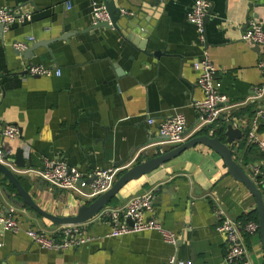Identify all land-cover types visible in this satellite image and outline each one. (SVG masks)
<instances>
[{
	"label": "crops",
	"instance_id": "crops-1",
	"mask_svg": "<svg viewBox=\"0 0 264 264\" xmlns=\"http://www.w3.org/2000/svg\"><path fill=\"white\" fill-rule=\"evenodd\" d=\"M193 1L113 0L121 14L118 29L88 30L93 25L92 5H104V0H0V8L30 15L0 33V124L19 129L14 140L0 137L1 163L16 174L40 210L74 216L93 200L88 188L67 190L38 177L34 170L42 168L45 159L64 160L82 171L96 166H117L121 171L142 156L147 159L172 148L158 135L157 125L176 112L184 115L185 129L190 128L185 140L211 136L210 132L217 136L216 126L198 129V113L192 107L203 98L193 62L204 51L232 105L217 126L224 124L225 131L232 124L242 132L229 144L233 159L247 172V166L259 158L258 149L247 145L245 138L255 120L257 134L264 139V116L257 114L264 109V97L254 98L252 90L263 84L257 63L264 58V49L242 40L241 34L251 19L264 25V0H207L204 44L185 18ZM141 25L147 37L137 33ZM63 34L68 37L60 40ZM129 34L142 46L128 39ZM29 36L33 40L23 52L12 47V42ZM29 64L59 69L60 74L31 77L25 72ZM148 116L154 119L152 125ZM224 131L219 136L222 141ZM19 148L24 167L13 163ZM257 187L264 192V185ZM150 189L152 217L175 233L174 245L155 230L102 237L110 225L95 220L82 227L96 240L54 251L33 243L25 230L55 231L63 225L24 205L0 173V211L12 214L18 226L15 232L0 226V264H165L170 256L177 262L224 264L228 248L217 230L215 210L241 222L256 210L246 186L203 144L130 181L104 207L123 206ZM242 239L251 264H264L259 232L242 234Z\"/></svg>",
	"mask_w": 264,
	"mask_h": 264
},
{
	"label": "built area",
	"instance_id": "built-area-1",
	"mask_svg": "<svg viewBox=\"0 0 264 264\" xmlns=\"http://www.w3.org/2000/svg\"><path fill=\"white\" fill-rule=\"evenodd\" d=\"M209 6L207 0H194L185 15L186 21L195 26L197 38L201 44L205 43L204 18L207 15ZM123 13L127 12L124 11ZM28 19H30L28 13H17L10 7L0 8V24L3 31L8 30L16 21L23 22ZM91 19L93 24L109 22L110 16L103 3L94 2ZM241 39L264 49V25L253 19L249 20L241 34ZM32 40L33 38L29 36L26 40L14 41L12 47L18 52H23ZM257 67L262 76L263 84L254 86L252 90L253 97L261 99L264 97V58L258 61ZM193 68L197 73L196 84L203 92V98L192 103V107L198 113V129L205 125L217 126L218 121L224 118V111L232 105H229L227 96L221 91V82L217 77V70L208 58L206 51L203 52L201 58L193 62ZM25 72L31 77L60 74L59 69L41 64H29L25 67ZM257 114L258 116H264V109L259 110ZM147 123L152 125L154 119L148 116ZM256 124V121L253 120L251 127L247 129L245 142L249 146H256L262 157L260 160L250 163L246 168L247 172H245L256 186H261L264 185L262 176L264 175V139L258 136L255 129ZM185 128L184 115L176 112L158 123L157 133L164 139V142L178 145L185 140L183 135ZM18 135L19 129L16 125L0 124L1 138L14 140ZM210 135L212 136V132H210ZM2 161L3 152L0 149V162ZM119 172L120 168L117 166H96L91 171H82L75 166H70L64 160L51 159H45L42 168L34 170L38 177L57 187L67 190L88 188V196L92 199L106 192L112 186L114 177ZM153 212V195L150 189L132 196L123 206L101 208L91 219L84 223L63 225L55 231L29 228L25 230V234L42 249L62 251L72 247L84 246L96 240L82 227L84 224L96 220L110 225L108 233L102 237H115L139 231L155 230L161 234L166 243L174 245L177 242V236L174 232L164 229L152 217ZM215 213L219 218L217 230L224 237L228 248L224 264H251L247 257V248L243 242L242 234L248 236L257 234L258 222L254 220H246L245 222L234 220L219 208L215 210ZM0 226L5 231L15 232L18 230L14 216L2 211H0ZM165 264L193 263L190 260L177 262L174 256H170Z\"/></svg>",
	"mask_w": 264,
	"mask_h": 264
},
{
	"label": "water",
	"instance_id": "water-1",
	"mask_svg": "<svg viewBox=\"0 0 264 264\" xmlns=\"http://www.w3.org/2000/svg\"><path fill=\"white\" fill-rule=\"evenodd\" d=\"M104 6L109 13L110 20L109 22H98L93 24L88 30L92 28L98 27H114L118 29L117 22L120 18V9L114 5L113 0H104ZM210 9L207 12L209 14ZM205 16V17H206ZM137 33L140 32L141 35L147 37V29L144 26H140L137 28ZM3 32V27L0 24V33ZM134 35V34H133ZM68 35L63 34L60 37V40H65ZM135 44L138 45V42L134 40V36L129 34L127 37ZM45 45V43H42ZM39 44V45H42ZM34 44L29 48V51L33 50ZM139 47L142 44L138 45ZM258 47V46H257ZM24 54V53H23ZM158 55L157 52L154 53ZM190 131V128H187L183 131V135L187 134ZM225 140L222 141L219 136H208V135H197L184 140L182 143L173 146L172 148L160 151L155 154V156L144 159L143 156L138 160V162H134L130 167L122 169L113 180L112 186L104 193L100 194L96 198H94L90 203L84 204L80 206L77 210V213L74 216L68 217H58L45 213L40 210L32 201L29 194L23 189L21 184L18 181L16 174H14L10 168L0 162V173L8 180V182L16 189L18 195L23 201L24 205H28L30 208L45 216L52 222L60 225H72V224H80L91 219L101 208H103L109 200L114 197V195L127 183L132 180H136L141 176L148 174L155 169L163 166L165 163L177 157L184 150L191 148L197 144H203L213 152L218 154L222 159L223 163L227 167L228 173L234 177L236 180L242 182L249 192L253 195L256 202V211L258 215V232L261 238L262 248L264 252V197L259 188L254 184V182L249 178L246 172L242 169V167L233 159L232 151L229 147L235 140H239L242 137V132L240 129L233 127L232 124H227L226 129L224 131ZM13 163L17 167H24V159L22 156V150L19 148L16 151V156L14 158ZM15 203V201H14ZM131 223V222H130Z\"/></svg>",
	"mask_w": 264,
	"mask_h": 264
},
{
	"label": "trees",
	"instance_id": "trees-1",
	"mask_svg": "<svg viewBox=\"0 0 264 264\" xmlns=\"http://www.w3.org/2000/svg\"><path fill=\"white\" fill-rule=\"evenodd\" d=\"M224 127H225V125L224 124H220L219 126H216V128H214V130H213V134L214 135H217V136H223L222 134H223V131H224ZM244 144V142L242 141V145ZM251 146H254V145H251ZM256 147V146H255ZM257 148V147H256ZM258 149V148H257ZM259 151V150H258ZM259 153H260V151H259ZM261 157H262V155H261V153H260V156H259V158L257 159V160H255V161H258V160H260L261 159ZM260 189H261V187H260ZM262 194L264 195V192L262 191ZM246 220H254V221H256V222H258V215H257V211L256 210H254L253 211V216H251L250 215V217L249 218H247ZM245 220V221H246Z\"/></svg>",
	"mask_w": 264,
	"mask_h": 264
},
{
	"label": "rangeland",
	"instance_id": "rangeland-1",
	"mask_svg": "<svg viewBox=\"0 0 264 264\" xmlns=\"http://www.w3.org/2000/svg\"><path fill=\"white\" fill-rule=\"evenodd\" d=\"M171 146L173 147V146H176V145H174V144H171V145H170V146H168V147H171Z\"/></svg>",
	"mask_w": 264,
	"mask_h": 264
}]
</instances>
